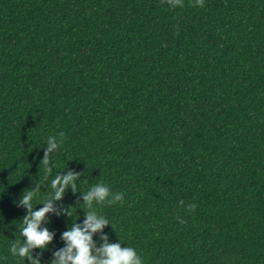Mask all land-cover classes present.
Segmentation results:
<instances>
[{
  "label": "trees",
  "instance_id": "obj_1",
  "mask_svg": "<svg viewBox=\"0 0 264 264\" xmlns=\"http://www.w3.org/2000/svg\"><path fill=\"white\" fill-rule=\"evenodd\" d=\"M194 3L0 0V264H31L10 250L21 196L39 184L44 207L72 170L77 191L41 224L55 236L32 251L40 264L99 183L124 193L94 204L103 232L142 264H264V0ZM50 136L63 142L46 176Z\"/></svg>",
  "mask_w": 264,
  "mask_h": 264
},
{
  "label": "clouds",
  "instance_id": "obj_2",
  "mask_svg": "<svg viewBox=\"0 0 264 264\" xmlns=\"http://www.w3.org/2000/svg\"><path fill=\"white\" fill-rule=\"evenodd\" d=\"M166 2L173 8L184 6V0H166ZM204 3L205 0H195L193 6L204 7ZM59 136L63 138L64 133H59ZM62 142V139L57 140L55 136H50L47 139V146L41 162L46 176L52 172L50 155L60 147ZM80 175L81 173L72 170L67 174H57L52 178L50 181L51 192L42 200L44 207L38 210L33 208L32 201L39 193V184L31 190L25 191L18 205L28 210L27 214L23 216V227L21 229L24 241L22 244L19 240L12 244L10 249L12 255L22 259L28 258L31 260V264H40L39 260L32 258V251L37 248L45 249L55 236V233L49 231L47 227L41 228V224L49 213L60 214L54 205V201L62 200L66 189L69 187L75 193L77 191L76 181L80 178ZM83 202L88 209L85 212L86 219L82 224L73 223L71 230L63 232L62 239L66 242V246L54 253L56 259L52 261V264H142V259L134 248L122 246L119 242H109V237L103 230L110 222L93 207L94 204L112 205L117 202L122 204L124 202V193H112L107 185L99 183L84 193ZM179 204L183 207L184 201H179ZM196 208V204L187 205V211L190 213H194ZM64 211L68 216H72L70 209H65ZM177 219L181 223L185 222L180 217H177ZM97 233H100V239L103 241L100 247L96 246V242L93 239V236Z\"/></svg>",
  "mask_w": 264,
  "mask_h": 264
}]
</instances>
